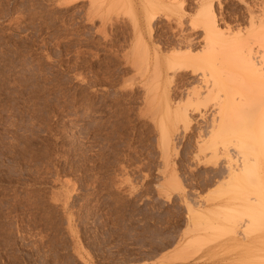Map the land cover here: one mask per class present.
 <instances>
[{
  "label": "rangeland",
  "instance_id": "374dc122",
  "mask_svg": "<svg viewBox=\"0 0 264 264\" xmlns=\"http://www.w3.org/2000/svg\"><path fill=\"white\" fill-rule=\"evenodd\" d=\"M144 1L0 0V264L260 260L264 215L253 192L263 170L252 154L239 178L228 164L238 158L236 142L262 135L264 74L234 53L227 68L211 63L229 69L221 72L226 92L205 94L202 76L216 70L208 63L160 76L154 59L140 55L137 24L163 58L188 51L179 40L191 32L202 40L194 52L204 54L207 32L196 22L199 1L186 0L182 15L154 9L150 34ZM210 1L222 29L247 34L263 24L264 0ZM249 44L259 55L260 42ZM226 100L235 128L214 132ZM179 106L188 122L175 120ZM160 122L172 126L169 150Z\"/></svg>",
  "mask_w": 264,
  "mask_h": 264
},
{
  "label": "bare ground",
  "instance_id": "6f19581e",
  "mask_svg": "<svg viewBox=\"0 0 264 264\" xmlns=\"http://www.w3.org/2000/svg\"><path fill=\"white\" fill-rule=\"evenodd\" d=\"M67 1H70V0H67ZM72 1V0H71ZM130 1V0H129ZM139 1H141V0H139ZM199 1V3H198V6H197V15H195L197 18H198V20H200V21H197L196 20V22L198 23V22H200L201 23V25H204V27L206 28V32H207V36L206 37H203V38H206V43H208V47L207 48H205V51L204 50H202V51H204L205 53L204 54H201V55H199L198 53H195L194 51H195V49L197 48V44H200V42L202 41H200L199 40V36L197 35V34H192V32H191V34L190 35H188L187 37H184L182 40H179V41H183V42H185L186 43V48H187V50L188 51H186V52H180V51H177V50H174L172 53L170 52V54H168V55H165V57L163 58L162 56H163V54L161 53V47H160V45H156V46H153V48H152V46L150 45V43H149V41L148 40H144V38H143V35H144V33H143V31H142V29L139 27V24H137V28L139 29V36L141 37V38H139V40H140V43L138 42V44L140 45V49H139V51H142L143 50V52L144 53H142V54H140V55H143V54H145V57H147L146 59H154V63H155V71H157V72H160V76H166V77H169V75H172L173 73H175L176 71H178V70H180V68L182 69V67L184 68H190L189 66H191V67H194V68H196V64L197 63H202V64H207V65H210V67L212 68L213 67V65L211 64L212 62H215L216 64H217V62H220V60H225V61H222L223 63H219V65L220 64H226V63H228L229 62V60L228 61H226L227 59H225V57H227L228 59H230V57H232L231 55H233L234 53H236V54H234V55H241V57H242V59H243V64H245V69L246 68H248L251 72H256L257 74L258 73H260V74H264V42H263V40H264V21H263V19H262V23L263 24H261L260 26H259V28H256V23H252V25H251V27H250V29L248 30V33L247 34H243V33H241V32H235V33H233L232 32V30L230 29V27L231 26H227V28H229L230 30H227L226 28H224V29H222V27L220 26V18L221 17H218V15H217V13H216V11L217 10H215V8H214V1H210V0H198ZM210 1V2H209ZM144 4H142L143 6V12L146 14V18H147V27L149 28L148 30L150 31V34L151 33H154L153 32V30H154V27H152L153 25H155V23L153 24V22H154V20H155V17H154V13H153V10L154 9H158V6H160V5H162V6H168V7H170L168 10L170 11V10H172V12L173 11H175V12H177L178 14H180V15H182L183 14V12L185 11V3H186V0H145L144 2H143ZM167 7V8H168ZM166 8V9H167ZM154 11H156V10H154ZM158 11V10H157ZM175 12H173V13H175ZM176 13V14H177ZM177 14V15H178ZM186 14V13H185ZM144 15V14H143ZM251 15V14H250ZM221 16V15H220ZM252 16H254V15H252ZM224 17V16H223ZM253 18H256V17H253ZM169 20V19H168ZM194 21V20H193ZM203 22V23H202ZM135 23V22H134ZM137 23V22H136ZM135 23V24H136ZM179 23H181V22H179ZM199 24V23H198ZM201 25H198V26H201ZM133 27H136V25L135 26H133ZM170 27V26H169ZM192 27H197V26H194V24L192 25ZM202 27V26H201ZM258 27V26H257ZM182 28V27H181ZM180 28V29H181ZM134 29H136V28H134ZM182 30V29H181ZM186 30V29H185ZM135 31V30H134ZM155 31V30H154ZM165 31V30H164ZM176 31V30H175ZM195 31V30H194ZM197 31V30H196ZM187 33V32H186ZM188 33H190V32H188ZM185 34V33H184ZM204 34V33H203ZM178 35H179V33H178ZM152 36V35H151ZM150 36V37H151ZM200 36H202V35H200ZM175 37V36H174ZM178 38V37H177ZM176 38V39H177ZM152 39V38H151ZM258 41V42H260V46L262 47V50H260L259 52H260V54L259 55H256L255 53H254V50H253V46H252V44H249L251 41ZM175 42V41H174ZM204 42V41H203ZM210 42V43H209ZM168 43H169V41H168ZM180 43V42H179ZM162 45H165V44H162ZM168 45V44H167ZM176 45V44H175ZM182 45V44H181ZM177 47H180V44H179V46L178 45H176ZM204 46V47H205ZM252 46V47H251ZM176 47V48H177ZM210 48V49H209ZM137 49H138V47H137ZM173 49V48H172ZM151 50V51H150ZM167 52V51H166ZM200 52V51H199ZM134 53V52H133ZM153 54V55H152ZM133 55V54H132ZM128 56V55H127ZM236 56H234L233 58H235ZM137 57V56H136ZM132 58H133V56H132ZM140 58V57H139ZM138 58V59H139ZM221 58V59H220ZM222 58H224V59H222ZM137 59V60H138ZM142 59H143V57H142ZM150 60H149V63H150ZM133 61H134V59H133ZM141 61V60H140ZM139 62V61H138ZM143 62V61H142ZM145 62H147V61H145ZM136 63V62H135ZM134 62H132V65H134L135 64ZM141 63V62H140ZM152 63V62H151ZM231 63H232V61H231ZM145 64V63H144ZM143 65V64H142ZM148 65V64H147ZM163 65H165V68H163L162 66ZM197 65H199V64H197ZM228 66H226V68L227 67H229L230 66V63H228L227 64ZM140 66H141V64H140ZM144 66V65H143ZM153 66V65H152ZM224 66V65H223ZM222 66V67H223ZM244 66V65H243ZM135 67V66H134ZM147 67V69H149V66H146ZM145 67V68H146ZM200 67V66H199ZM198 67V68H199ZM203 67V66H202ZM208 67V66H207ZM214 67H215V65H214ZM213 67V68H214ZM222 67H219L220 69L222 68ZM232 67V66H231ZM242 67V66H241ZM135 68H137V67H135ZM139 68V67H138ZM145 68H143V70L145 69ZM217 68V67H216ZM216 68H214V69H216ZM197 69V68H196ZM196 69H195V71H196ZM210 69V68H209ZM213 69V70H214ZM158 70H160V71H158ZM211 70V69H210ZM222 70H223V68H222ZM224 70H225V68H224ZM145 71V70H144ZM154 71V73H156ZM194 71V72H195ZM225 71H228L229 72V69H227V70H225ZM203 72H205V71H203ZM207 72V71H206ZM213 72V71H212ZM221 72L222 71H218L217 69L216 70H214V72L211 74L210 73V77H208L206 74H208V73H204L203 75L205 76H202V78L204 79V81L206 80L207 82V84H205L204 86H207V87H210V88H208L209 89V92L208 93H205V94H210L211 92H213V91H215L217 88H220V89H222V90H224L225 89V92H226V88H228V90H229V88L231 87V86H228L227 87V83H226V80L227 81H230V79L229 78H224V77H226V76H224V75H222L221 74ZM228 72H226L227 74H228ZM232 72V71H231ZM148 73V72H147ZM152 73V75H154L153 74V72H151ZM198 73V72H197ZM222 73H224V71L222 72ZM226 73H224L225 75H226ZM230 73V72H229ZM233 73V72H232ZM231 73V74H232ZM234 73H236L235 71H234ZM233 73V74H234ZM145 74V73H144ZM177 74V73H176ZM191 74V73H190ZM192 76H193V74H192ZM224 76V77H223ZM234 76H236V77H233V75H232V79L234 80V82L236 81L237 82V80H239V78H238V76H237V74L235 75L234 74ZM143 77H144V75H143ZM149 77V76H148ZM155 77H158V76H155ZM154 77V78H155ZM173 77V76H172ZM230 77V76H229ZM150 78H152L151 76H150ZM174 78V77H173ZM172 78V79H173ZM179 78V77H178ZM231 78V77H230ZM237 78V79H236ZM236 79V80H235ZM233 80H231V81H233ZM156 81V80H155ZM239 81H241V80H239ZM147 82V81H146ZM190 82H191V80H190ZM230 83V82H229ZM233 82H231V84H232ZM155 85V84H154ZM157 85V84H156ZM173 85V84H172ZM150 87H153L152 85L150 86ZM194 87V90H193V93L195 94V92H196V95L198 96V98L200 97L199 95L200 94H202V87L203 86H200V85H196V86H193ZM149 88V87H148ZM152 89V88H151ZM204 90V89H203ZM156 91L158 92V89H156ZM220 91V90H219ZM218 91V92H219ZM153 92V91H152ZM151 93V92H150ZM149 93V94H150ZM192 93V94H193ZM214 93V92H213ZM212 94V93H211ZM218 94H220V93H218ZM151 95V94H150ZM149 95V96H150ZM157 95V94H156ZM207 95V97L209 98V96ZM214 95V94H213ZM215 97H216V95H214ZM157 96H154V99L156 98ZM203 97H205V95L203 96ZM203 97H201V98H203ZM219 97H221V96H218L217 95V99H219ZM148 98V97H147ZM152 98V97H151ZM207 99V98H206ZM151 100V102H155V101H153V99H150ZM149 100V101H150ZM156 100V99H155ZM198 100V99H197ZM203 100V99H202ZM201 102V101H200ZM217 102H219V101H217ZM221 102V101H220ZM219 102V103H220ZM160 103V102H159ZM177 103V102H176ZM224 103H227V104H224ZM223 103V105H226V106H221L220 105V107H221V109L219 110V115H217V116H215V117H213V119H212V122H211V124H210V126L209 127H211V129L215 132V131H217L218 130V132H219V130L222 132V131H228L229 130V128H228V126H230V125H232L230 128L232 129V128H235V124H234V119L232 120V118H234V116H235V113H232L233 111H234V103L232 104V102L231 103H229V102H227V100H226V102H224ZM152 104V103H151ZM155 104V103H154ZM220 104H222V103H220ZM232 104V105H231ZM157 105V104H156ZM227 105H231V106H227ZM233 106V107H232ZM158 107V106H157ZM188 107V106H187ZM220 107H218V108H220ZM230 107V108H229ZM232 107V108H231ZM186 107H184V108H182L181 106H179V107H177L176 108V112H175V116L176 117H174L175 118V120H177L178 122H179V120H183V121H187L188 122V119H189V112H188V110L187 109H185ZM158 109V108H157ZM232 109H233V111H232ZM229 111H231V114H230V112ZM154 112H158V110L157 111H154ZM218 113V112H217ZM157 114V113H156ZM214 115V114H213ZM232 115H234V116H232ZM203 116V115H202ZM231 116V117H230ZM231 120H230V119ZM203 119V118H202ZM167 120H168V118H167ZM170 120V119H169ZM174 121V119L173 120H171V123ZM228 122H230V123H228ZM162 123H163V121H162ZM161 122H160V125H161V128L163 129V132H162V135H164V136H162V137H164V142L165 143H163V145H165V146H163L166 150H169L170 149V137H171V135L170 134H172L171 132H170V130H171V127L172 126H170L169 124H167V125H165V123L164 124H162ZM169 123V122H168ZM173 124V123H172ZM171 124V125H172ZM228 125V126H227ZM173 126H175V128H177L176 126H177V123H174V125ZM175 128H172V130L173 129H175ZM213 131H211V132H213ZM224 131V132H225ZM233 131H235V130H233ZM263 132H262V135L261 136H258V134H256V132L252 135V136H254V137H252V136H249L248 138H246V140H244V138H242L241 140H239L240 142H236L237 143V146L235 145V147L238 149L237 150V155H238V158L236 159V161H234V162H232L231 164H228V167H229V176L230 177H236V178H239V177H241V175L242 174H244V173H246L247 172V170L249 169V167H251L252 166V163H250V161H251V158H250V155L252 154V155H255L256 156V162H255V164L253 165L254 167H256V168H258L260 171H262L263 170V173H262V175H261V177L259 176V178H260V180H258V181H260L259 182V186H258V190L255 192H253V193H257L258 194V196L256 197V199H255V204H258V208H259V210H260V212L264 215V141L263 142H261L260 140L264 137V127H263V130H262ZM213 132V133H214ZM229 133L231 132V131H228ZM234 133V132H233ZM232 133V134H233ZM257 133H261V132H257ZM174 134V133H173ZM221 134V133H220ZM219 134V135H220ZM221 135H223V134H221ZM257 136V137H256ZM253 147V148H252ZM251 149H253V150H251ZM253 151V152H252ZM164 153H166L165 151H164ZM168 154V153H167ZM166 155V154H165ZM234 159V158H233ZM168 160H169V158H168ZM230 160V162H231V159H229ZM235 160V159H234ZM168 162V161H167ZM174 171V170H173ZM259 171V172H260ZM258 172V173H259ZM173 173V172H172ZM174 173H176L175 171H174ZM257 173V174H258ZM170 175H172L170 178H169V180H172L173 178V175L174 174H170ZM225 177V176H224ZM226 178V177H225ZM232 179V178H231ZM221 182H223V184L225 183V181H221ZM242 190H244V189H242ZM189 206H191V205H189ZM204 206V205H203ZM247 207V212H248V209L250 210V209H252L253 208V206H252V204L251 203H249V205L248 206H246ZM191 211H194V209L192 208V209H190V213H191ZM194 213V212H193ZM200 213V212H199ZM260 213V214H261ZM247 214H249V213H247ZM192 216H193V214H192ZM262 218H264V217H262ZM254 219H252V221H253ZM250 221V220H249ZM255 221V222H254ZM253 222L255 223L254 225H256V224H260V223H262V222H260L259 220H258V222H257V220H254ZM262 221V220H261ZM253 222H251L250 221V224L251 223H253ZM257 222V223H256ZM259 224L258 225H256V226H259ZM261 225V224H260ZM262 225H264V223H262ZM264 226H261V228H263ZM260 227H259V229H261ZM264 229V228H263ZM263 229H261L262 230V232L261 233H259L258 235V237H259V240L261 241L260 242V247H258V248H260V255L259 256H257V257H260L259 259L260 260H253V262H251L252 260L250 259V261H248L247 260V262H248V264H264V231H263ZM257 230V229H256ZM261 230H259V231H261ZM237 231V230H236ZM258 239V238H257ZM244 261V260H243ZM250 262V263H249ZM152 263H154L153 261H152ZM241 263H243V262H241ZM238 264H240V263H238ZM245 264H246V262H245Z\"/></svg>",
  "mask_w": 264,
  "mask_h": 264
}]
</instances>
